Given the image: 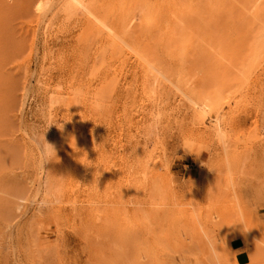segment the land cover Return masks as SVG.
I'll use <instances>...</instances> for the list:
<instances>
[{
	"label": "rangeland",
	"instance_id": "rangeland-1",
	"mask_svg": "<svg viewBox=\"0 0 264 264\" xmlns=\"http://www.w3.org/2000/svg\"><path fill=\"white\" fill-rule=\"evenodd\" d=\"M159 2L83 0L158 80L87 10L0 0V264H264V0Z\"/></svg>",
	"mask_w": 264,
	"mask_h": 264
},
{
	"label": "bare ground",
	"instance_id": "bare-ground-1",
	"mask_svg": "<svg viewBox=\"0 0 264 264\" xmlns=\"http://www.w3.org/2000/svg\"><path fill=\"white\" fill-rule=\"evenodd\" d=\"M158 0H154V2H156ZM182 1V0H181ZM255 4L257 3V1H261V0H255ZM44 2L46 4L48 3H53V4H57V8L58 10H63L66 8H73L75 10H82L85 9L88 11V5L83 3V0H64L63 3L60 5L61 2H59V0H44ZM161 2V0H160ZM159 2V5H161ZM176 2V1H175ZM122 3V2H121ZM158 3V2H157ZM156 3V4H157ZM162 3V2H161ZM173 3V2H172ZM259 3V2H258ZM174 4V3H173ZM155 5V4H154ZM164 5V4H163ZM176 5V3H175ZM252 5L254 6V3H252ZM251 5V6H252ZM162 6V5H161ZM160 6V7H161ZM169 6V2L165 1V7ZM252 6V7H253ZM156 7V6H155ZM157 9V8H156ZM163 10H165V8H162ZM160 9V10H161ZM74 10V11H75ZM71 11V10H70ZM162 11V10H161ZM89 15H91L94 18L95 24L98 26V28H103L105 30V36L113 39L112 41H114L115 43H117V45H121L124 47L129 48L130 50H132V54H134L135 56H137L139 59H141L146 65V67L148 68L147 71H150L151 74L153 73V75L156 74L161 76L162 78H166L165 76V69L164 71L161 69V67L159 68L154 62H152L140 49L136 48L135 46L131 45L125 35H124V31L127 29V27H129V25L133 22L134 20V16H125L121 19H118L117 21L111 20L109 19L106 15H104L103 13L101 14H95L92 11H88ZM118 13V12H117ZM114 17H116V13H113ZM116 14V15H115ZM120 15V13L118 14ZM121 17V16H119ZM255 17V16H254ZM114 19V18H113ZM175 20V19H174ZM124 30V31H123ZM190 32V31H189ZM261 33H264V31H262ZM107 38V39H108ZM123 48V47H122ZM145 67V68H146ZM146 68V69H147ZM145 69V70H146ZM185 70V69H184ZM149 76V75H148ZM154 76V77H155ZM158 76V77H159ZM157 77V76H156ZM155 77V78H156ZM157 77V78H158ZM161 79L160 77L158 78V80ZM166 81V80H165ZM148 83V82H147ZM152 83V82H151ZM171 83V82H169ZM150 85H153L150 84ZM221 86V85H220ZM148 87V86H147ZM154 87V86H153ZM173 87V86H172ZM154 89H151V91ZM154 92V91H153ZM181 94L184 96V98L189 102L190 107L193 109V111L197 112L195 114H197V116H199L201 118V120L204 121L205 116L207 111L205 110V108H208L205 106V104L201 101H199L198 99H195L193 97H189L186 94L183 93V91L181 92ZM206 97V96H205ZM207 104V102H206ZM188 109V108H187ZM209 109V108H208ZM189 110V109H188ZM207 117V116H206ZM209 117V123L210 126H212L215 130V132L219 135H222V130H221V119L218 115H212V114H208ZM212 128V129H213ZM219 135V136H221ZM222 139V138H221ZM222 141V140H221Z\"/></svg>",
	"mask_w": 264,
	"mask_h": 264
},
{
	"label": "crops",
	"instance_id": "crops-1",
	"mask_svg": "<svg viewBox=\"0 0 264 264\" xmlns=\"http://www.w3.org/2000/svg\"><path fill=\"white\" fill-rule=\"evenodd\" d=\"M231 246L233 250L235 251L239 250L235 254V260L240 264H244L245 262H247V258H248L247 253L240 250L242 248V245H237V244L232 243Z\"/></svg>",
	"mask_w": 264,
	"mask_h": 264
}]
</instances>
